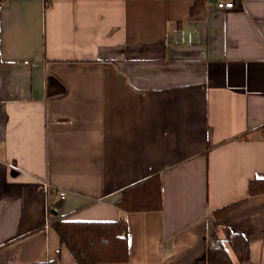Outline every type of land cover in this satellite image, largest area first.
<instances>
[{
  "label": "crops",
  "instance_id": "1",
  "mask_svg": "<svg viewBox=\"0 0 264 264\" xmlns=\"http://www.w3.org/2000/svg\"><path fill=\"white\" fill-rule=\"evenodd\" d=\"M233 1L0 0V264H78L49 206L125 219L100 264H206L226 228L264 264V0ZM155 174L161 210L116 205Z\"/></svg>",
  "mask_w": 264,
  "mask_h": 264
},
{
  "label": "trees",
  "instance_id": "2",
  "mask_svg": "<svg viewBox=\"0 0 264 264\" xmlns=\"http://www.w3.org/2000/svg\"><path fill=\"white\" fill-rule=\"evenodd\" d=\"M264 192V177L249 180L248 194ZM241 201L229 203L214 211L216 218L225 217ZM116 205L126 212L158 211L163 207L162 180L155 174L127 186L121 191ZM52 213V227L60 243L67 247L78 264L115 263L128 260V235L125 219L77 220L59 217ZM228 245L236 256L232 258ZM250 249L245 236L240 232L225 230V237L210 239L206 253V264H236L249 258ZM56 258L42 264H55Z\"/></svg>",
  "mask_w": 264,
  "mask_h": 264
},
{
  "label": "built area",
  "instance_id": "3",
  "mask_svg": "<svg viewBox=\"0 0 264 264\" xmlns=\"http://www.w3.org/2000/svg\"><path fill=\"white\" fill-rule=\"evenodd\" d=\"M212 3L216 7H219V8H231V7H233L234 1L233 0H212ZM44 186L45 187L47 186L46 183H44ZM56 193L59 197L63 198L65 196L64 191L58 190V191H56ZM51 216H52V213L50 211L49 212L50 220H49L48 224L52 222ZM164 247H168V244L164 243Z\"/></svg>",
  "mask_w": 264,
  "mask_h": 264
},
{
  "label": "water",
  "instance_id": "4",
  "mask_svg": "<svg viewBox=\"0 0 264 264\" xmlns=\"http://www.w3.org/2000/svg\"><path fill=\"white\" fill-rule=\"evenodd\" d=\"M52 212H53V213H56V210H53V209H52Z\"/></svg>",
  "mask_w": 264,
  "mask_h": 264
}]
</instances>
